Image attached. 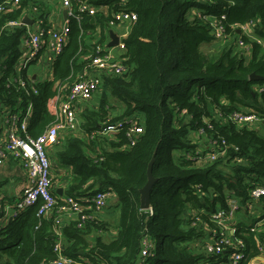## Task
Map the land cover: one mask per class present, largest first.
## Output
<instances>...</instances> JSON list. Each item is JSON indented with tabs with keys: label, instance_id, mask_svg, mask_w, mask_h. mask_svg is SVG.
Here are the masks:
<instances>
[{
	"label": "trees",
	"instance_id": "1",
	"mask_svg": "<svg viewBox=\"0 0 264 264\" xmlns=\"http://www.w3.org/2000/svg\"><path fill=\"white\" fill-rule=\"evenodd\" d=\"M5 1L0 0V4ZM27 1L0 13V102L13 111L19 105L23 111L31 107L27 133L34 138L55 119L48 104L59 86H69L85 73L94 72L92 60L97 47L106 45L114 15L137 14L124 40L122 59L128 73L102 77L101 103L83 114L85 139L69 136L66 145L55 152L58 163L53 165V169L55 165L71 169L74 179L65 197L115 194L120 221L115 238L106 241L99 237L91 245L90 229L103 230L102 222L94 219L84 228L77 221L65 223L58 236L55 212L39 217L41 204L37 203L0 229V264H48L58 257L55 246L59 239L63 254L75 260L140 264L147 236L153 248L144 264L212 262L214 257L192 250L189 244L207 234V228L214 226L211 214L228 209L232 195L247 207L251 190L264 186V134L232 120L233 113L244 112L241 107L264 118V81L251 80L253 74L264 77V49L245 38L251 46L247 59V55L236 51L240 35L232 29L254 22L255 35L264 39V0H88L103 11L93 17L84 15L81 24L70 20L68 41L53 65L51 78L23 87L7 84V79L21 55L27 27L8 23L24 16ZM193 11L197 13L192 15ZM199 15H226L223 22L233 39L217 55L201 51L215 37L211 26ZM48 26L45 20V29H50ZM109 99L123 109L121 116L113 113L118 107ZM134 116L140 118L144 128L135 145L126 136L127 129L110 138L90 140L101 127ZM192 131L203 140L202 145L192 142ZM223 142L224 157L214 163L197 166L187 158V153L201 146L205 150L210 144L222 146ZM154 156L157 182L150 196L151 214L150 209L141 208L140 191L148 182ZM3 185L0 182V187ZM53 189L61 203L63 198ZM252 228L240 226L235 234L244 242L245 260L241 264H251L259 255V243L264 244V232L254 233ZM231 253L227 250L222 260Z\"/></svg>",
	"mask_w": 264,
	"mask_h": 264
},
{
	"label": "built area",
	"instance_id": "2",
	"mask_svg": "<svg viewBox=\"0 0 264 264\" xmlns=\"http://www.w3.org/2000/svg\"><path fill=\"white\" fill-rule=\"evenodd\" d=\"M25 1L27 0L5 1L0 4V13L16 8ZM59 2L67 12L66 21L60 28L48 26L50 29H45L46 18L41 15L37 6L34 7L32 11L34 16L31 18L33 24L26 26L27 32L23 36L20 46L21 55L16 61L13 76H9L7 79V84L15 83L23 87L26 85L33 87V84L37 82L32 81L30 75L26 77L25 73L31 65L43 59H45L46 65L50 70L46 80L50 79L53 65L68 41L70 20H75L81 24L84 15L93 17L99 11H103V8L99 10L89 3L88 0H59ZM24 17L17 21H11L8 25L20 26ZM199 17L211 26L215 40L221 42L232 41L233 35L228 33L227 27L223 22L226 19V15L221 18L202 15H199ZM137 19V14L132 12H120L114 15V18L109 23L110 28L107 32L114 29L118 24H125L126 35L120 38L119 45L114 48H108L105 45L97 47L96 56L92 60L94 68L92 74L85 73L80 80L69 86H64L63 84L59 86L57 95L48 104L49 111L55 119L40 136L34 138L27 133L31 107L26 111L10 112V132L8 137L0 143V165L4 164L7 159H12L13 161L21 162L27 173V184L16 203L15 215L39 203L41 204L38 212L39 217H48L55 212V231L58 236H61L65 218L76 217L78 226L84 228L86 223L94 220L92 212L104 210L113 193L98 192L95 196L85 199L65 197L59 203L54 195L52 166L48 150L58 143L59 135L62 131L74 132L79 129L81 124L77 115V106L94 98L102 88L103 76H124L128 73L129 69L124 64L122 56H116L112 49L117 48L124 53V40ZM232 29L240 35V38L236 39L237 52L241 51L245 55H250L251 46L245 41V38L256 42L264 49V39L255 35L254 22L235 25ZM4 68L6 69V67ZM5 108L8 111L10 110L8 106H5ZM232 120L239 126L253 127L262 122V117L254 111L235 112L232 114ZM124 129H127L126 136L129 138L131 145H135L137 139L144 133L140 118L134 116L118 121L115 124L101 127L99 131L94 132L90 136V140L110 138ZM200 133H203V131H200ZM224 145L225 142L222 143V146L210 144L205 150L201 147L200 150L194 153H187V158L197 166L214 163L224 157ZM233 162L240 163L241 161L234 160ZM250 198L255 201L263 199L264 186H255L250 192ZM239 209L240 205L234 201L229 202L228 209H218L211 214V223L214 225L213 229H210L212 240L206 244L205 254L214 257V259L207 264H241L245 260L243 240L235 237L236 230L226 228L227 222L235 216ZM199 222L200 218L195 225H198ZM206 231H209V228ZM251 231L255 233L257 231L256 226ZM142 245L140 264H144L145 259L152 256L151 251L153 248V243L148 236L144 238ZM62 249L59 239L55 246V252L58 257L48 264H93L88 258L75 260L68 257L63 254ZM227 250H232V253L227 260H222L223 258L221 257L227 253ZM263 253L264 244L260 242L259 257L253 259L251 264H264V259L260 260V255Z\"/></svg>",
	"mask_w": 264,
	"mask_h": 264
},
{
	"label": "crops",
	"instance_id": "3",
	"mask_svg": "<svg viewBox=\"0 0 264 264\" xmlns=\"http://www.w3.org/2000/svg\"><path fill=\"white\" fill-rule=\"evenodd\" d=\"M28 9L24 12V16H28L29 18H33V10L36 5L39 8L41 15H43L49 27L52 28H60L65 23L64 12L65 10L62 8L59 0H28ZM197 13V11H193L192 15ZM36 16V15H35ZM119 37V39L126 35L125 24H118L112 29ZM109 32V31H108ZM107 32V40L106 47L110 42V36ZM209 44L204 45L201 48L203 52V48H206ZM21 46V45H20ZM211 46V45H210ZM21 51V47H20ZM113 53L116 56H122L124 53L119 49H112ZM205 55H209L206 54ZM247 59H249V55H247ZM49 68L46 65L45 59L40 62L33 64L25 73V76L30 75L32 81L37 83L46 81L47 76L49 75ZM110 103L112 102L109 99ZM101 103V95L98 94L91 101L81 103L77 106V115L82 125V119L84 111L86 109H97L99 104ZM115 107H118V103H114ZM242 111L250 112V108L241 107ZM11 111L5 108V105L0 102V143L3 142L10 132V120H11ZM113 113L116 116H121L123 114V109L121 107L113 110ZM255 129H258L261 133L264 134V118L262 122L253 126ZM78 137L81 139H85L86 135L84 131L81 129V126L77 131L74 132H65L62 131L59 135V141L56 145L51 147L48 150V156L52 166V177L53 184L56 193L61 190L62 195L59 197L64 198L69 190V187L74 179L71 169L66 167H58L55 165L53 169V165L58 163L55 158V152L60 148L66 145L67 138ZM196 140H199V137L195 135ZM192 140V139H191ZM193 142V141H192ZM202 142V141H201ZM202 145V143H199ZM202 147V146H201ZM98 148V147H97ZM88 155H91V151H87ZM96 154V151L94 155ZM0 182H4V185L0 187V229L6 227V225L12 220L16 212V203L23 193L26 184H27V173L24 169V166L21 162L13 161L12 159H7L4 164L0 165ZM94 181H91L93 183ZM237 202L240 205L239 211L232 217L226 225L228 229H234L237 231L240 226L246 225L247 228L251 226H256L257 231L264 232V198L258 201L250 200L247 207H243L240 200L232 195L230 199L231 202ZM94 219L102 222L104 229L96 230L94 228L90 229V235H88V241L91 245L95 244L97 238L102 237L106 241H110L116 237L118 233V226L120 221V209L118 207V199L115 194H112L108 200L107 206L101 212H92ZM75 222L76 217L65 218L64 223ZM210 232H208L202 239L194 241L195 246H191L190 248L198 253H202L203 249L205 251V244L208 242L210 238ZM205 254V253H204ZM259 257V256H258ZM264 259V253L260 255V260ZM207 263L202 262V264Z\"/></svg>",
	"mask_w": 264,
	"mask_h": 264
},
{
	"label": "water",
	"instance_id": "4",
	"mask_svg": "<svg viewBox=\"0 0 264 264\" xmlns=\"http://www.w3.org/2000/svg\"><path fill=\"white\" fill-rule=\"evenodd\" d=\"M64 17L67 18V12H64ZM92 22H95V19H92ZM33 24V20L29 18L28 16H25L22 19V23L20 24V27L23 26H31ZM109 36H110V42L108 43V48H114L119 45L120 39L118 35L111 29L109 30ZM251 80L255 81H264V77L256 76L255 74L251 75ZM155 162V156L153 157L149 169H148V182L144 186L143 189H141V208L143 210H148L151 209V201H150V196H151V191L157 182L156 178L153 175V165ZM59 195H62L61 190L58 191ZM81 255H83V252H80Z\"/></svg>",
	"mask_w": 264,
	"mask_h": 264
},
{
	"label": "rangeland",
	"instance_id": "5",
	"mask_svg": "<svg viewBox=\"0 0 264 264\" xmlns=\"http://www.w3.org/2000/svg\"><path fill=\"white\" fill-rule=\"evenodd\" d=\"M229 43H232V41H229V42H221V41H218V40H215L213 43H211V44H209L206 48H203V53L205 54H209L208 56H211V55H217V54H219L220 53V51L221 50H223L225 47H227V45L229 44ZM211 45V46H210ZM38 64V63H37ZM32 66V65H31ZM30 66V67H31ZM29 67V68H30ZM11 76H13V75H11ZM27 77V76H26ZM98 94H101V89H100V91L96 94V95H98ZM95 95V96H96ZM111 101H112V103H115L116 101L114 100V99H111ZM117 103V102H116ZM20 110H23L21 107H20V105L19 106H16V108H15V110L13 111L11 108H10V111H11V113H17V112H20ZM190 138L192 139V141H193V143H202L203 142V140H196V137H195V132L194 131H192L191 132V135H190ZM202 141V142H201ZM180 153H182V152H177L176 154L177 155H179ZM197 213H195V212H193V215H196ZM209 228V231H207V233L208 232H210V229H213V227L212 226H209L208 227ZM210 238L208 239V242L206 243V244H208L209 242H211V240H212V237H211V235L209 236ZM206 244H205V246H206ZM191 246L193 247V246H195V243H192L191 244ZM204 246V247H205ZM203 253H205V251H204V249H203Z\"/></svg>",
	"mask_w": 264,
	"mask_h": 264
}]
</instances>
